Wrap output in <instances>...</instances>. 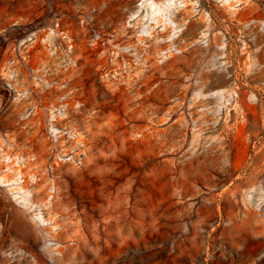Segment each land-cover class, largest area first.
<instances>
[{"label":"rangeland","instance_id":"rangeland-1","mask_svg":"<svg viewBox=\"0 0 264 264\" xmlns=\"http://www.w3.org/2000/svg\"><path fill=\"white\" fill-rule=\"evenodd\" d=\"M163 1L0 0V145L28 158L0 159V176L21 168L34 205L55 194L32 210L0 184V264H264V219L243 199L264 189V32L247 23L264 0ZM137 9L154 36L125 25ZM48 28L70 53L61 34L28 40ZM65 90L84 145L54 164L46 108Z\"/></svg>","mask_w":264,"mask_h":264},{"label":"built area","instance_id":"built-area-1","mask_svg":"<svg viewBox=\"0 0 264 264\" xmlns=\"http://www.w3.org/2000/svg\"><path fill=\"white\" fill-rule=\"evenodd\" d=\"M229 2H232L231 0H228ZM235 1V0H233ZM237 3V2H232ZM166 4V3H165ZM167 5V4H166ZM139 10H135L132 13H130L125 21V25L128 27H134L137 28V14ZM247 23L251 25L257 26L261 31L264 32V21L260 19H251ZM138 29V28H137ZM153 25H147L144 26L142 29L139 28L140 34L138 36H143L150 38L153 36ZM163 29H164V23H163ZM61 34L62 38H65L68 41L67 44V52H71L72 44L69 42L70 37L66 33H58L52 28H48L44 33H42L39 36L31 35L28 37V40L31 42H37L40 46H47L51 47V44L54 41V38L59 36ZM129 46L124 45L121 47V49L128 51ZM115 52L116 55H119L118 51H112ZM27 58L29 55H25ZM71 61L72 59H63V67L66 68L71 67ZM32 75L35 79L39 80V82H43L40 75V70L37 68H32ZM8 76L11 79L13 75V71H8ZM38 83V82H37ZM42 85L45 88L51 87L52 84H48L47 82L42 83ZM60 88L66 87L65 82H61L58 84ZM70 93V90H65L64 92H60V95H57L58 102L56 104L50 103V105L46 108V116H45V134L49 140H51L54 143H57L60 140H64L66 142L74 141L77 139L78 131L75 126L66 124L65 120L68 116V110L70 108L67 96ZM18 97L20 95L26 96L27 93H17ZM59 94V93H58ZM77 104V103H76ZM74 104V105H76ZM80 146H82V143H78ZM76 144L72 148H64L63 150H60L56 152L53 155V163L57 164L60 162H74L79 161V158L77 157L74 148L78 145ZM83 147V146H82ZM0 159L1 162H3L6 165H11L13 167H19L23 165L25 159V154L21 152H7L5 150V147L3 145H0ZM245 203H247L250 206H253L262 216L264 219V189L261 186L258 187H252L247 190V192L244 194L243 197Z\"/></svg>","mask_w":264,"mask_h":264},{"label":"bare ground","instance_id":"bare-ground-1","mask_svg":"<svg viewBox=\"0 0 264 264\" xmlns=\"http://www.w3.org/2000/svg\"><path fill=\"white\" fill-rule=\"evenodd\" d=\"M225 1H227L228 2V0H225ZM143 2V1H142ZM145 2V1H144ZM163 2H165V0L163 1ZM176 2H178L177 0H176ZM180 3H181V0H180ZM232 3V2H231ZM230 3V4H231ZM240 3V2H239ZM165 4V3H164ZM166 4L169 6V7H171V6H174V0H166ZM176 4V3H175ZM184 4V3H183ZM188 4H189V2H188ZM192 4H194V3H192ZM191 4V5H192ZM229 4V3H228ZM142 5V4H141ZM151 5V4H150ZM149 5V6H150ZM178 5H180L179 4V2H178ZM187 5V4H186ZM143 6V5H142ZM142 6H140V7H142ZM148 6V7H149ZM152 6V5H151ZM181 7H184L185 6V4H184V6L183 5H180ZM190 6V5H189ZM193 6V5H192ZM194 6H196V5H194ZM227 6V5H226ZM155 7V6H154ZM153 7V8H154ZM159 7V6H158ZM177 7V6H176ZM138 8V7H137ZM143 8H145V6H143ZM151 8V7H150ZM149 8V9H150ZM173 7H171V9L170 10H173L174 11V9H172ZM175 8V7H174ZM180 8V7H179ZM185 8V7H184ZM184 8H181V9H184ZM157 9V8H156ZM155 9V10H156ZM188 9V8H187ZM190 9V8H189ZM158 11L160 10L161 11V9H157ZM156 10V11H157ZM175 10H177V9H175ZM151 11V10H150ZM149 11V12H150ZM157 11V12H158ZM183 11V10H182ZM185 11V10H184ZM186 11H188V10H186ZM154 12V11H153ZM153 12H151V13H153ZM156 12V13H157ZM176 12V11H175ZM147 13V12H146ZM155 13V15H159V14H156ZM184 13V12H183ZM182 13V14H183ZM189 13H193V12H189ZM143 14V13H142ZM145 14V13H144ZM173 14V13H172ZM186 14V13H185ZM153 15V14H152ZM152 15H151V18H152ZM155 15H153V16H155ZM139 16V15H138ZM137 16V17H138ZM141 17H143L142 15H140ZM145 16V15H144ZM159 16H161V15H159ZM163 16V15H162ZM173 16V15H172ZM140 17V18H141ZM146 17V16H145ZM144 17V18H145ZM185 17V16H184ZM187 17V16H186ZM139 18V19H140ZM149 18V17H148ZM147 18V19H148ZM156 18V17H155ZM158 18H160V17H158ZM157 18V19H158ZM138 19V22L140 21ZM153 19V18H152ZM152 19L150 20V22H152ZM157 19H155V21L157 20ZM186 19V18H185ZM154 20V19H153ZM173 20H175V19H173ZM180 20V19H179ZM178 20V21H179ZM142 21V20H141ZM141 21L139 22V23H141ZM144 21V20H143ZM155 21H153L154 23H155ZM158 21V20H157ZM160 22H161V20H159ZM178 21L176 20V22L178 23ZM181 21V20H180ZM179 21V22H180ZM184 21V20H183ZM182 21V22H183ZM145 22V21H144ZM149 21H148V23H150ZM166 24H167V22H165ZM165 23H164V29H165ZM160 24V23H159ZM180 24V23H179ZM247 24V23H246ZM144 25V24H143ZM143 25H141V27H143ZM151 25V24H150ZM154 25H156V24H154ZM138 26V25H137ZM140 26V25H139ZM138 26V27H139ZM145 26V25H144ZM181 26V25H180ZM140 27V28H141ZM160 27V26H159ZM170 28V27H169ZM181 28V27H180ZM135 29V28H134ZM142 29V28H141ZM136 30V29H135ZM158 31H159V29H157ZM155 31V30H154ZM153 31V32H154ZM164 31L165 30H163V33H161V34H164L165 35V33H164ZM168 32H169V30H167ZM182 31V30H181ZM162 32V31H161ZM137 33H138V31H137ZM137 33H136V35H137ZM140 33V32H139ZM138 33V34H139ZM160 34V35H161ZM163 35V36H164ZM168 35V34H167ZM144 36V35H143ZM154 36V35H153ZM156 36V35H155ZM203 36H205V34H203ZM141 37V36H140ZM162 38V37H161ZM156 39V38H155ZM158 39V38H157ZM140 40V39H139ZM138 40V41H139ZM142 40V39H141ZM156 41V40H155ZM155 48V47H154ZM219 94H221V91H217V92H214V95H219ZM220 97H221V95H220ZM78 134V136H77V139H75L74 141H70V142H66V141H64V140H60V141H58L57 143H61V144H64L65 145V148H72V147H74L76 144H78V143H82L83 145H84V141H83V138H82V135H81V133H77ZM25 159L26 160H28V158L25 156ZM7 167L8 168H12V166L11 165H7ZM25 167H26V165H25ZM14 171L16 172L13 176H11V177H8V176H0V184L1 185H4V186H9V185H14V186H11V187H9L8 189H12V191H11V193L13 194V197H14V199H16V201H18V203H20V204H22V206L23 207H25V208H28V209H32L33 208V206H39V207H43L45 210H46V212H47V210H48V208L50 207V204H51V201H52V199H53V197L55 196V194H54V187H52V185H50L49 187H48V190H47V199H46V202L45 203H43L42 205H34L30 200V194L27 192V190H26V188H25V182L27 181L26 179H27V177L25 176V174L23 173V170L21 169V168H14ZM29 177V176H28ZM10 178V179H9ZM29 179V178H28ZM17 185V186H16ZM15 193V194H14ZM17 193V194H16ZM33 210V209H32ZM34 218L36 219V221H38V223H40L41 225H43V226H52L53 228L56 226V222H55V220L52 218V216L51 215H49V214H47V217L46 218H44L43 217V215L41 214V212H37V213H34ZM49 219H51V220H49ZM52 224H54V226L52 225Z\"/></svg>","mask_w":264,"mask_h":264}]
</instances>
